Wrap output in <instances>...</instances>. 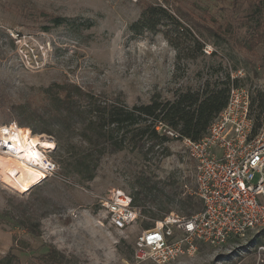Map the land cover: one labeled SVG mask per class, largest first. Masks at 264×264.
Returning a JSON list of instances; mask_svg holds the SVG:
<instances>
[{"label": "rangeland", "instance_id": "rangeland-1", "mask_svg": "<svg viewBox=\"0 0 264 264\" xmlns=\"http://www.w3.org/2000/svg\"><path fill=\"white\" fill-rule=\"evenodd\" d=\"M145 1L172 11L177 7L194 12L216 30L221 28V37L204 33L200 38L203 52L196 60L181 62L164 35L130 31L140 16V0H0V90L6 104L22 103L54 82L69 81L98 95L121 96L132 107L148 104L157 92L171 97L181 86L229 75L250 91L253 117L260 124L264 116L259 107L261 95L264 97V42L249 49L247 40L253 28L247 16L253 11V0ZM53 17L67 18L69 23L56 27L50 21ZM12 32L30 36L28 52L33 62L38 61L34 67L22 61ZM44 46L48 49L43 56ZM14 120L0 108V128L18 126ZM28 130L56 146L53 136ZM166 146L170 155L154 162L142 160L130 150L109 156L91 180L72 166L67 173L66 157L42 150L56 163V172L26 192L0 176V264H153L137 261L134 245L147 230L145 225H155L151 213L162 215L160 204L138 205L146 218L126 231L109 225L100 204L113 189L138 197L134 184L146 175L159 182L172 178L183 185L184 195L192 196L194 161L180 142L172 140ZM172 208L170 213L184 216L178 203ZM26 226L36 233L28 232ZM263 263L264 253H259L258 245L238 242L219 249L198 245L191 256L169 264Z\"/></svg>", "mask_w": 264, "mask_h": 264}, {"label": "trees", "instance_id": "trees-1", "mask_svg": "<svg viewBox=\"0 0 264 264\" xmlns=\"http://www.w3.org/2000/svg\"><path fill=\"white\" fill-rule=\"evenodd\" d=\"M140 2V16L130 25V31L136 35H164L177 52L178 61L198 58V53L201 54L204 48L200 40L204 33L220 36L221 28L216 30L194 12L177 7L172 11L158 3ZM253 3V11L247 16V22L253 28L247 40L250 50L264 42V0H253ZM50 21L56 27L69 23L62 17H53ZM89 27L90 24L86 26ZM44 29L47 31L49 28ZM238 84L237 79L231 80L227 75L223 80L181 86L172 91L171 97L157 92L148 104L130 107L121 96L109 98L69 81L54 82L22 103L7 105L0 90V108L8 112L20 128H28L34 135L53 136L56 139L53 150L60 158L66 157L67 173L72 171V166L82 177L91 180L105 158L125 150L134 152L145 161L154 162V159L169 156L170 150L166 145L173 139L160 132V126L170 128L181 137L195 141L203 139L225 109L232 86ZM261 97L259 107L263 111L264 97ZM134 186L138 189V197L134 198L137 206L148 201L160 204L162 215L151 213L155 221L170 214L175 203L187 217L203 209L202 202L190 194L184 195L183 185L172 181V178L159 182L146 175L145 180L138 179ZM153 226L145 225V229ZM26 227L28 232L36 233L33 227ZM251 243L257 245L264 240L257 236Z\"/></svg>", "mask_w": 264, "mask_h": 264}, {"label": "built area", "instance_id": "built-area-1", "mask_svg": "<svg viewBox=\"0 0 264 264\" xmlns=\"http://www.w3.org/2000/svg\"><path fill=\"white\" fill-rule=\"evenodd\" d=\"M10 36L19 48L22 61L29 65L38 64V61L33 62L28 52L31 51L28 46L30 36L13 32ZM45 49L48 47L42 49L43 56ZM17 127L11 124L0 128L2 154L17 152L13 140ZM3 129L8 131L5 133ZM159 131L180 142L194 161L195 190L192 196L202 202L203 209L190 217L170 213L156 221L151 229L137 237L135 259L169 264L191 256L198 245L219 249L238 242L249 245L255 237H262L264 117L257 124L252 113L250 91L244 86L233 85L225 109L201 140L181 137L166 126H160ZM42 150L50 149L39 148V151L42 154V173L44 177H51L56 172V163ZM100 206L109 225L118 231L134 228L146 218L133 197L121 189L111 190ZM257 245L259 253H264V243Z\"/></svg>", "mask_w": 264, "mask_h": 264}, {"label": "bare ground", "instance_id": "bare-ground-1", "mask_svg": "<svg viewBox=\"0 0 264 264\" xmlns=\"http://www.w3.org/2000/svg\"><path fill=\"white\" fill-rule=\"evenodd\" d=\"M14 134V147L17 152L14 156L0 155V176L21 192H26L44 178L39 148L53 150L56 146L52 141L31 135L28 129L17 127Z\"/></svg>", "mask_w": 264, "mask_h": 264}, {"label": "snow or ice", "instance_id": "snow-or-ice-1", "mask_svg": "<svg viewBox=\"0 0 264 264\" xmlns=\"http://www.w3.org/2000/svg\"><path fill=\"white\" fill-rule=\"evenodd\" d=\"M2 131H4L6 133L8 130L7 129H3ZM33 155H38V153H33Z\"/></svg>", "mask_w": 264, "mask_h": 264}]
</instances>
